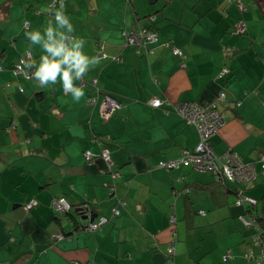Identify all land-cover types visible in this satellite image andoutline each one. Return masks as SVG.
<instances>
[{
    "label": "crops",
    "instance_id": "0c3cea01",
    "mask_svg": "<svg viewBox=\"0 0 264 264\" xmlns=\"http://www.w3.org/2000/svg\"><path fill=\"white\" fill-rule=\"evenodd\" d=\"M2 6L0 264H178L176 253L190 258L193 237L207 239L206 234L213 236L207 249H218L222 262L229 254L230 264H256L246 258L253 231L239 217H259L264 228V14L259 4L0 0ZM57 11H65L74 31L57 24ZM239 20L246 31L234 34ZM49 28L56 39L64 34L68 47L86 41L83 52L98 59L82 80H74L85 92L79 102L64 93L59 76L55 84L35 79L41 57L51 58L43 50ZM147 28L157 32L154 43L125 46L127 36ZM33 31H39V43L26 35ZM173 46L184 56H175ZM27 53L33 55V77L15 76L13 67ZM224 67L230 70L227 77L220 76ZM220 93L226 94L217 106L224 123L210 139L212 150L216 156L236 152L255 165L256 179L231 187L190 165L155 168L194 151L200 141L197 129L175 113L176 102L211 104ZM108 94L121 106L105 122L101 106ZM155 98L164 102L161 108L151 105ZM105 150L111 165L102 158ZM236 189L255 198L256 207L236 206ZM61 198L72 206L87 204L89 216H98L96 223L108 221L98 230L74 232L91 220L76 208L56 212L52 202ZM30 200L37 204L26 210Z\"/></svg>",
    "mask_w": 264,
    "mask_h": 264
},
{
    "label": "built area",
    "instance_id": "2783aa9c",
    "mask_svg": "<svg viewBox=\"0 0 264 264\" xmlns=\"http://www.w3.org/2000/svg\"><path fill=\"white\" fill-rule=\"evenodd\" d=\"M62 1V0H61ZM238 7L241 11H244V5L239 2ZM29 27V23H26V28ZM246 31V23L243 20H240L236 26L234 34H243ZM157 40V32L153 30L143 29L139 35L133 34L126 37L125 46H137L143 47L147 44H152ZM172 52L175 56L183 57L184 53L181 49L174 47ZM33 60L32 53H27L22 57L19 63L16 65V73L21 74L25 73V67L30 66L29 64ZM1 70V66H0ZM229 73V69L225 68L220 76L225 77ZM26 76V75H25ZM27 77V76H26ZM29 78V77H27ZM94 84H96L94 82ZM226 100V94L220 93L217 97V101L211 104L204 103H192V102H179L174 105L175 113L184 120L188 125L195 127L198 131L200 141L194 151H184V153L175 159H169L166 161H160L155 168L166 169V170H176L185 165H190L194 169L200 172H213L216 176L217 182L223 184L232 182L236 185H245L251 184L257 177V171L255 165L250 163H244L239 155L229 150L221 156H216L212 150L210 139L214 136L220 127L224 123V118L222 113L218 110V103H223ZM163 101L155 98L151 101V105L154 108H161ZM120 102L113 98L110 95H107L101 106V116L103 121L107 122L113 116L117 109L120 108ZM93 155L90 151L85 153V158L90 161ZM102 158L109 165L112 164L110 153L108 150L103 151ZM260 160L264 170V153L261 154ZM37 204V201L32 200L29 204L26 205L25 209L29 210ZM236 205L256 207L257 200L252 198L242 191H239L237 195ZM54 210L58 213H68L73 207L71 203L65 199H55L52 202ZM82 208V207H81ZM84 210V211H83ZM81 212L89 216V207L84 205ZM204 214V212H200ZM120 212L115 210L114 216H119ZM240 220L242 224L249 228L254 229L258 235L254 237L253 249L248 251L246 258L249 260H254L256 264H264V234L260 231L258 222L254 217L241 216ZM108 218L103 217L99 222L90 221L87 227V231L98 230L106 222ZM176 224L175 216L171 218V225ZM63 238V235H61ZM175 240L170 243L168 253L169 255H174ZM258 248L260 250L259 254H256L255 250ZM230 255L226 254L223 257L225 263H228L230 260Z\"/></svg>",
    "mask_w": 264,
    "mask_h": 264
},
{
    "label": "clouds",
    "instance_id": "9594fccd",
    "mask_svg": "<svg viewBox=\"0 0 264 264\" xmlns=\"http://www.w3.org/2000/svg\"><path fill=\"white\" fill-rule=\"evenodd\" d=\"M61 7L63 8V4ZM55 18L61 28L66 27L69 32L74 31V26L69 21L65 11H57ZM26 35L33 43H39L42 39L39 31L28 32ZM66 39L67 37L62 33L60 38L56 39L53 29L47 30V41L43 44V50L50 54L51 58L49 55L41 57L42 62L34 76L41 85H46L48 82L55 84L59 76L64 93L70 94L76 102H79L85 96V92L82 86L74 83V80H82L97 65L98 59L89 57L83 52V44L86 41H77L72 47H68L64 43ZM64 65L67 67H62Z\"/></svg>",
    "mask_w": 264,
    "mask_h": 264
},
{
    "label": "rangeland",
    "instance_id": "374dc122",
    "mask_svg": "<svg viewBox=\"0 0 264 264\" xmlns=\"http://www.w3.org/2000/svg\"><path fill=\"white\" fill-rule=\"evenodd\" d=\"M157 5H159V2L153 5L152 7L155 8ZM229 183H230L229 186L237 187L236 184L232 182H229ZM232 198L236 199L237 201V197H235V195H232ZM181 236L182 235H180V241H181ZM211 236H212L211 234H206L207 239H201L202 237L199 235L194 236L193 240L195 241V250L194 252L191 253L192 256L188 258V257L181 256V255L179 256L176 253V256H175L176 263L178 264H198L197 261L199 259V264H230V262L228 263L222 262V257L220 256L218 249H213L212 251H209L207 249L209 247L208 245L210 244L211 238L213 237ZM175 240L176 242H178L179 240L178 237H176ZM214 240H215V237H214ZM203 248L205 250V255H203V257H202V254L200 256L197 255V253Z\"/></svg>",
    "mask_w": 264,
    "mask_h": 264
},
{
    "label": "trees",
    "instance_id": "16d2710c",
    "mask_svg": "<svg viewBox=\"0 0 264 264\" xmlns=\"http://www.w3.org/2000/svg\"><path fill=\"white\" fill-rule=\"evenodd\" d=\"M240 2V1H239ZM239 2L237 3V6H238V4H239ZM255 2L256 3H258L259 4V6L262 8V10H263V14H264V0H255ZM242 3V2H241ZM6 13V7L5 6H2V7H0V18H1V16L2 15H4ZM240 21V20H239ZM239 21H238V23H239ZM237 23V24H238ZM237 26V25H236ZM150 29V28H149ZM235 29H236V27H235ZM153 30V29H152ZM156 32V31H155ZM172 46V45H171ZM174 48V46L172 47V49ZM177 48V47H176ZM180 49V48H179ZM184 53V52H183ZM24 57V56H23ZM178 57V56H177ZM225 68H227V67H224L222 70H221V72L225 69ZM3 69V68H2ZM229 69V68H228ZM12 71L14 72V74H15V76H17V75H26L27 77H29V78H31V77H33L32 75V68L30 67V66H27V67H25V73H21V74H17L16 72V66L15 67H13V69H12ZM230 74V70H229V73L227 74V75H225V77H227L228 75ZM25 76V77H26ZM26 77V78H27ZM90 86L93 88V89H96L97 90V86H96V84H94V83H92L91 82V84H90ZM108 95H110V94H108ZM105 96H107V95H105ZM110 96H112V95H110ZM113 98H115L114 96H112ZM105 99V98H104ZM116 99V98H115ZM117 100V99H116ZM263 168V167H262ZM225 185V184H224ZM239 191H241L240 189H236V194L238 195L239 194ZM32 200H30L27 204H29L30 202H31ZM36 201V200H35ZM26 204V205H27ZM26 205L24 206V208L26 207ZM84 205L85 204H80V205H76V206H72L73 208H76V210H78L77 212L80 214V211L82 210V208L84 209ZM235 205H236V203H235ZM237 206V205H236ZM82 207V208H81ZM84 211V210H83ZM251 211V210H250ZM70 213V212H69ZM80 215H84V213L82 212ZM85 215H87V214H85ZM243 216H245V215H243ZM241 217V216H240ZM240 217H239V220H240ZM256 220H257V222L259 223L260 221V219H259V217H256ZM240 222H241V220H240ZM242 223V222H241ZM88 225H89V222H87L86 224H78V226H76L75 227V231L74 232H78V231H87L88 229H87V227H88ZM243 225V224H242ZM244 226V225H243ZM258 226L260 227V228H262L261 227V225H260V223L258 224ZM245 227V226H244ZM246 229H249V228H247V227H245ZM263 229V231L261 230V232L264 234V228H262ZM252 231H253V240H254V237H256L257 235H258V233L254 230V229H252ZM253 246H254V244H253ZM260 252V251H259Z\"/></svg>",
    "mask_w": 264,
    "mask_h": 264
},
{
    "label": "water",
    "instance_id": "95a60500",
    "mask_svg": "<svg viewBox=\"0 0 264 264\" xmlns=\"http://www.w3.org/2000/svg\"><path fill=\"white\" fill-rule=\"evenodd\" d=\"M151 3H152V2H151ZM96 217H98V216H93V217L87 216V217H86V218H84V219H87V218H89L91 221H94Z\"/></svg>",
    "mask_w": 264,
    "mask_h": 264
}]
</instances>
